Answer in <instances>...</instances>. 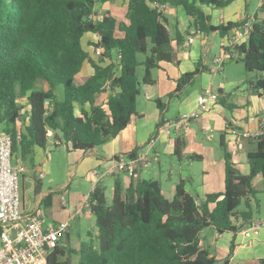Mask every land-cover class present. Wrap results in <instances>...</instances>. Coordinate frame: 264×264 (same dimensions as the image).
<instances>
[{"label": "trees", "instance_id": "1", "mask_svg": "<svg viewBox=\"0 0 264 264\" xmlns=\"http://www.w3.org/2000/svg\"><path fill=\"white\" fill-rule=\"evenodd\" d=\"M107 1L0 0V123L12 136L14 153L22 158H31L37 147L48 145L89 153L113 139L139 116L137 98L143 85L154 83L152 71L160 62L173 61L174 42L181 47L192 34L176 29L171 35L164 13L150 6L153 0H127L126 21L111 12L97 19V5ZM159 1L182 7L195 32L225 36L246 22L209 24L211 16L205 7L222 9L234 0ZM247 21H251L247 40L226 50L239 52L238 59L228 55L253 74L245 81L248 89L264 97V3ZM87 32L100 35L95 44L102 48L100 62L110 63L94 62V73L76 84V75L89 58L82 46ZM139 65L145 67L142 81L136 74ZM202 72L197 68L183 74L170 96L194 84ZM106 85L110 94L100 104L97 99ZM156 103L165 109L166 103L158 99ZM250 141L247 174L221 142L225 188L199 201L183 181L173 198L154 179L131 182L124 191L117 176L111 200L105 188L97 186L90 204L96 217V239L90 233L91 238L78 249L64 241L49 253L46 264H217L216 257L202 246L203 231L213 227L221 233H236L254 218L252 196L258 193L254 179L261 176L264 186V136ZM180 142L177 139L175 145L178 157L185 144L181 147ZM126 155L133 157L137 151ZM242 204L245 208L240 210ZM73 254L79 255L75 263L70 258Z\"/></svg>", "mask_w": 264, "mask_h": 264}, {"label": "crops", "instance_id": "2", "mask_svg": "<svg viewBox=\"0 0 264 264\" xmlns=\"http://www.w3.org/2000/svg\"><path fill=\"white\" fill-rule=\"evenodd\" d=\"M123 1L126 2L127 6V0H122V2ZM109 3L110 0L103 3L104 8L101 7L103 10L100 9L99 4L97 5V19H100L105 12H111L117 17L114 10L109 7ZM261 4L262 2L260 0H256V2L254 0H234L225 8L214 9L205 7V10L206 13L211 16L209 24L217 26L226 25L229 22H245L251 20L255 13L258 12ZM126 11L127 7L125 14ZM164 16L171 35H174L176 29L180 30L182 33L189 30L192 34L186 36L185 44L181 47H178L174 42L175 59L173 61L160 62L159 67L152 71L154 83L143 85L141 89V91L144 90L145 92L147 105L138 107L137 98L136 106L139 116L133 117L130 124L124 130L107 143L94 148L89 153L83 150H68L66 146H64L67 153L64 155L60 153L55 156H60L56 157L59 158V160L64 156V159L67 161L68 166L65 172L67 174V180L59 177V174H57L58 170L62 167V163L58 161L53 163L55 156L51 155L52 145H48L45 148L37 147L31 158H22L20 154L16 153L18 162H23L27 167L28 165L30 166L28 168L29 171L22 177V211L24 215L32 212H39L44 214L47 225L60 221H69L71 225L72 220L83 216L84 212L81 215H75L77 209L81 206L86 205V207H84V211L86 210L87 212L86 215L92 213L90 204L91 195L94 191L95 177L91 175V171L94 168H98L101 173H105L113 166L112 159L118 155H126L133 151H137V154L143 152L148 153L150 163L141 167L136 177L129 178L125 175L126 185L128 187L131 182L136 183L139 179L145 178L143 176L144 169L152 164V159L157 160L162 168L160 163L161 154L159 152V144L165 145L166 151L172 154L171 166L174 170L168 171V176H165L169 180L167 189L163 186V168L154 171L155 176H153L154 178L152 179L159 181L164 194L169 198L175 196L177 185L181 181L185 183L186 189L192 194L191 187L195 180L187 170L182 168V162L179 165V167L182 168L180 176L179 178L175 177L176 169H178L174 159V157L177 156L175 154L176 141L180 139L181 147L183 143H185L184 147H187V141L184 136H196L198 130L195 126L203 124L210 126L212 121L215 122L217 130L220 131L223 136V138L221 137V142L223 141L226 145L227 141L230 140L229 145L231 150L227 149L232 154L236 166L245 174L250 172L249 163H247L244 168H242V166L247 160V153L251 148V138L243 139L238 142L234 139L233 135L230 134V130L237 129L238 131L247 130L255 132L263 126L264 97H260L248 89L245 81L250 76L243 78L242 76L232 77L229 75L227 76L225 84H219L218 86L213 85L215 75L218 72L221 73L227 59L233 61L229 57L224 58L221 69L215 72L214 68L217 67L215 58L222 57L226 53L229 55L232 53V56L236 59L241 57L238 51L229 52L226 50L232 47L230 38L234 35L235 29L225 36L220 35L222 40L221 45H207L210 35L214 38L219 33L212 32L207 34L204 32H195L194 28L190 29V17L182 7L170 6L164 13ZM126 20L127 19H121L119 21ZM172 27L174 29L173 34L171 32ZM100 38L99 34L93 32H87L82 38V46L89 55V58L85 61L81 71L75 78L81 79L82 83L94 73V62L101 63L102 65L110 63V60L100 62V56L95 54V44L99 42ZM190 38L193 39L192 43H189ZM215 47H220L221 51L209 58L208 53H210L213 48L215 49ZM204 54H206V62H204ZM228 66L229 65L225 67V70H228ZM197 68L202 69L203 72L196 76L194 84H191L193 88L189 89L190 84L186 85L180 91L176 92V94L170 96L172 92L176 91L178 85L177 80L182 77L183 74L193 72ZM156 70L158 71L157 73ZM198 79H201L203 82L202 84L204 87L202 89L195 88ZM206 88H213L218 91L220 95L219 101L214 104L209 111L204 112L198 119L193 120L187 127H174L170 135L161 134L156 139L154 146L150 148L147 144L156 135L160 125L167 120L176 118L180 114L190 113L196 110L198 107V96L204 92ZM109 94V90L99 94L97 102L105 104ZM157 99L166 103V107L163 111L157 106ZM26 101V98L21 100L23 104H26ZM172 106H176V111L170 114ZM228 112H230L231 115H228ZM173 134L176 135L177 138L173 137ZM200 147L201 146L198 144L193 148L197 151L195 153L199 155L196 159L205 161L206 155L202 154V148ZM152 153H154V155H152ZM178 158L179 160L188 158L190 159L189 165L192 167L194 166L193 161H191L193 157L191 155H186L184 149L181 157ZM40 172L44 173L43 177H39ZM203 172L204 175L202 176L201 184L197 186L198 197L192 194L198 201L202 199L205 194L222 191L220 184L214 183L215 181L213 182L212 172L208 168H205ZM110 176L114 178L120 176L121 178V173H106L96 186L105 188V180ZM79 178L87 181L88 186L85 187L83 181L79 180ZM255 180H262V177L257 176L254 182ZM48 198L50 200H48ZM88 218H91V216ZM257 220H264V218L254 217L250 222L244 224L236 233H221L217 229L209 227L212 229L213 234L211 237L202 234V246L207 248L212 256L216 257L218 260L217 264H264V229L259 235L250 239L246 238L242 233L243 229L252 221ZM78 222V224L81 225V219H78ZM78 234L79 241L76 246L73 247L74 249H78L81 242L84 241L81 238L80 230H78ZM88 234L90 235V232H88ZM97 234L98 231H96L94 236L91 234L92 238L96 239ZM70 238V229H68L66 235L62 238V243L64 241L70 242ZM74 256L77 257L78 261L79 255L74 254Z\"/></svg>", "mask_w": 264, "mask_h": 264}, {"label": "built area", "instance_id": "3", "mask_svg": "<svg viewBox=\"0 0 264 264\" xmlns=\"http://www.w3.org/2000/svg\"><path fill=\"white\" fill-rule=\"evenodd\" d=\"M264 3V0H260ZM152 8L160 13H165L170 7L168 3L159 0L149 1ZM93 16V15H92ZM91 16V17H92ZM251 21H246L241 27L235 29L230 43L241 44L248 38ZM193 39H189L192 43ZM98 56L102 53L101 47H96ZM228 54L215 58L217 67L221 69L224 58ZM105 91L109 87L104 86ZM219 92L213 88H206L198 96V107L190 113H183L172 120H167L160 125L156 135L147 144L154 146L156 139L161 134L170 135L174 127H187L193 120L198 119L204 112L219 101ZM19 127V125H18ZM230 134L238 142L257 136H264V125L257 131H238L231 129ZM113 166L105 173L98 168L91 171L94 179V190L106 173H124L129 178L136 177L139 169L150 163L148 153H138L135 156L118 155L112 159ZM28 172V167L23 162L17 161V155L12 149V136L6 131L0 132V264H46L49 253L62 244V238L69 228V221H60L47 225L44 214L32 212L24 215L22 211V177ZM44 173L40 172L39 177ZM86 205L77 209L76 214H82ZM264 229V220L252 221L242 233L246 238H253Z\"/></svg>", "mask_w": 264, "mask_h": 264}, {"label": "rangeland", "instance_id": "4", "mask_svg": "<svg viewBox=\"0 0 264 264\" xmlns=\"http://www.w3.org/2000/svg\"><path fill=\"white\" fill-rule=\"evenodd\" d=\"M254 1L256 2V0H254ZM99 6H100V9L103 10L101 8V7L104 8L103 3H99ZM109 7L114 10V12H115V14L119 20L126 19L125 10H126L127 6H126L125 1L122 2V0H110ZM101 12H103V11H101ZM171 32L173 34V32H174L173 27L171 28ZM221 41L222 40H221L220 34H218L214 38L210 35L209 42L207 45H221ZM220 51H221L220 47H215V49L213 48L211 50V52L208 53V57L209 58L213 57L215 54H218ZM95 54H96V52H95ZM228 57L230 58V56H228ZM203 58H204V62H206V54H204ZM143 59H144V56L141 54L140 60H143ZM227 65H229L228 70H225V67H227ZM144 72H145L144 65H139L137 70H136V74H137L140 81H142V79H143ZM157 72L158 71L156 70V73ZM229 75L232 77L233 76H242L243 78H246L248 76L251 77L253 74H249V72L246 70L244 64L241 61L236 62V60L231 61L230 59H227L226 64H224L221 73L218 72L215 75V77H214L215 80L213 82V85L218 86L219 84H225V82L227 80V76H229ZM75 82H76V84H81L82 80L78 78L75 80ZM202 83L203 82L201 81V79H198L196 82L195 88H197V89L201 88L202 89L204 87V85ZM192 88L193 87L190 85L189 89H192ZM236 89H237V87H236ZM57 93L60 97L62 96L61 91L58 90ZM146 105H147L146 96H145V92L143 90V91H141V95L138 97V107L146 106ZM175 111H176V106H172L171 110H170V114H173ZM229 114H230V112H228V115ZM210 124H211L210 126H206L205 124L195 126L196 129L198 130V133L194 137L184 136L185 140L187 141V147H184L183 149H184L186 155H191L193 157V158H191V159H193V160H191V161H193V165H194L193 167L189 165L190 159L184 158L182 160H179L178 156L174 157V159L176 161V165L178 166V169H176V172H175L176 173L175 177L179 178L182 168L184 170H187L192 175V177H194L195 181H193L191 191H192V194L196 197H198L197 186L199 184H201V181H202L201 179H202V176L204 175L203 171L205 168H208L212 172L213 182L215 181L214 183H219L222 191L225 188V179H224L225 151H224V148H223L222 143H221L222 135H221L220 131L217 130L214 121H212ZM3 128H4V125L0 123V132L3 130ZM173 137H176V135L173 134ZM229 142H230V140L227 141L226 145H227V148L229 150H231ZM198 144L201 146L200 148H202L201 149L202 154L206 155L205 161H199L198 159H196L197 156H195L196 155L195 152H197V151L193 148L196 147ZM158 147H159V152L161 154L160 163H161L162 168H163V172H162L163 173L162 178L164 179V181H163L164 185L163 186H164V188L167 189L168 185H169V180L166 177L168 176V171L173 169V167L171 166L172 154H170L169 152L166 151L165 145L159 144ZM60 153H62L63 155L65 153H67V150L64 146L61 148H58V149H54V148L51 149V155L55 156V155H59ZM152 155H154V153H152ZM56 157H60V156H55L53 163L55 161L62 163V167H61V169L58 170L57 174H59V177L67 180V174L65 173L67 171L66 167L68 166L67 161L64 159V156L61 157L60 160H59V158H56ZM181 162L183 165L182 168L179 167ZM247 163H248V161L246 160L245 163L243 164L242 168H244ZM29 167L30 166L28 165V168ZM160 168H161V166L159 165V162L157 160L152 159V164L149 167H145L144 172H143V176L147 179H152V178H154L153 176H155L154 171H156L157 169H160ZM121 179H122L123 188L125 191L127 188V185H126V176L124 173H121ZM79 180L83 181V185H85V187L88 186L87 181L83 180L82 178H79ZM114 185H115V178L114 177L110 176L105 180V186H106L105 192H106V196L108 197L109 200H111L113 197ZM254 186L258 190V193L256 194V196H252L253 213H254L253 216L255 218H264V186H263L262 180H255ZM244 208H245L244 204H242L239 207L240 210H243ZM83 212H84L83 216H81V218H77V219L72 220L70 228H68V229H70V234H71V238H70V246L71 247L76 246V244L79 241L78 230H80L81 238L83 240H89L91 238V236L88 234V232H90L93 236H94V234H96V231H97L96 217L92 213L86 215V213H87L86 210ZM89 216H91V218H88ZM78 219H81V225L78 224L79 223ZM203 234H205L208 237H211L213 234V231L211 228H206L203 231ZM70 258H71L72 262L77 261V257L74 256V254Z\"/></svg>", "mask_w": 264, "mask_h": 264}]
</instances>
